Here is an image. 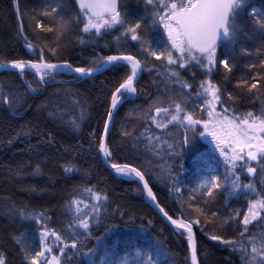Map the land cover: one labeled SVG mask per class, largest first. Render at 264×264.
Instances as JSON below:
<instances>
[{"label": "trees", "instance_id": "1", "mask_svg": "<svg viewBox=\"0 0 264 264\" xmlns=\"http://www.w3.org/2000/svg\"><path fill=\"white\" fill-rule=\"evenodd\" d=\"M18 1L19 9L24 7L29 12L34 29L37 27L36 20L41 17L40 9L46 12L57 7L56 0ZM247 3L248 7L240 17L241 31L234 44L218 47V62L211 76L220 89L221 99L237 115L249 111L259 113L264 108V29L255 23L256 19L260 21L264 16V0H247ZM250 8L255 9L254 15L248 14ZM120 11L122 14L126 11L128 23L135 24L142 4L128 0L126 5L121 4ZM20 23L26 37L30 36L31 30L26 21L17 15L13 1L0 0V62L32 58L25 48ZM40 26L44 30L48 27L45 24ZM117 29L101 36L75 34L70 44L61 47L53 45L55 54L46 50L44 54L49 61L66 60L73 66L85 68L93 67L92 62L102 57L120 53L147 61V68L151 69L149 73L153 76L147 75L148 70L144 71L136 84V97L122 103L116 112L115 125L107 141L112 150L111 162L130 163L144 171L159 204L173 218L182 214L186 220H199V224L192 225L199 264H243L241 252L212 241L210 237L217 235L223 239L246 241L248 236L264 232L263 226L252 223L248 226V233L240 236L243 231L241 213L257 199L256 194L247 189L232 194L226 180L228 167L218 156L208 154L206 144L190 142L182 155L171 160L168 154L163 157V150L160 157H155L145 148L141 137L145 129L153 136L161 137L163 134L152 126L149 119L155 113L152 106L158 93L164 92L168 99L169 94L173 98L172 87L179 90L182 107L192 112L194 118L206 119V112L195 99L199 82L207 78L206 74L196 67L192 71H180L181 78L192 85L191 89L182 91L157 74L165 71L157 68V62L165 64L163 57L157 60L145 56L138 41L123 36V28ZM137 33L145 42V47L152 45L153 34L143 23ZM80 40L85 43L81 44ZM223 57L228 59L231 71L219 64ZM128 74L127 67H111L79 82H75V77L63 76L62 82H47L42 92L38 93L28 88V83L35 88L31 81L34 74L0 72V94L9 101H0V255L6 264H30L32 257L42 250V225L55 230L65 242L71 243L63 231L72 215L68 205L73 199L82 201V204L93 203L88 193L83 191L88 188L94 193H106V206L100 222L92 223L87 235L79 234L83 230L78 231V248L67 249L62 264H99L97 256L105 254V248L108 249L106 259L110 264H127L129 260L138 264L143 253L137 255L133 246L143 250L154 247L156 242L165 245L174 257L171 264H191L186 239L176 236L173 228L149 205L141 185L114 175L96 150L112 94ZM253 83L257 84L255 89H251ZM229 95L231 99H228ZM73 99L78 100L79 105H74ZM184 99L188 100L187 105ZM81 109L83 119L79 118ZM58 111L63 114L59 118L56 115ZM73 118L79 124L75 131L68 123ZM180 131H183L182 127ZM49 137L51 143L46 142ZM137 137L141 139L138 141ZM201 153L204 155L197 159ZM171 161L174 162L167 165ZM69 166L73 171L65 172L64 168ZM162 167L166 172L159 176ZM208 173L219 177L222 182L220 188L211 190V195L209 189L199 185L204 183L202 178ZM253 179L244 173L240 182L255 183L258 192L260 186ZM182 194L188 197V207L197 211L196 216L192 215L194 218L187 217L182 208V198L179 197ZM18 210L25 212L23 218ZM28 213L33 216L43 213L44 218L31 219ZM90 249L97 252L91 253ZM126 252L128 256L123 255ZM40 264H44L41 258Z\"/></svg>", "mask_w": 264, "mask_h": 264}, {"label": "snow or ice", "instance_id": "2", "mask_svg": "<svg viewBox=\"0 0 264 264\" xmlns=\"http://www.w3.org/2000/svg\"><path fill=\"white\" fill-rule=\"evenodd\" d=\"M127 2L128 0H76L80 15L75 18V22L83 24L81 29L83 33L94 36L108 34L118 26L123 28L122 35L132 41H138L142 54L155 57L157 60H160L161 57L164 58L167 68L163 73L158 72L157 74L163 76L167 83L179 86L182 91L191 89L192 85L181 78L180 70L197 67L205 72L207 77H210L215 70L218 47L221 45L231 46L235 43L237 35L241 31L240 17L245 8L248 7L247 0H136L137 4H142V11L138 13V22L129 24L127 21L128 13L125 11L122 14L120 11L121 4L126 5ZM248 14L254 15L255 9L250 8ZM142 23L153 34V43L149 47L144 46L145 42L137 33ZM257 23L260 22L257 21ZM260 26L264 28V24ZM79 42L85 43L84 40ZM26 47L29 50L34 49L31 43H27ZM174 52L177 55L174 56ZM92 63L94 64L93 67H74L66 60L62 63H48L41 57L38 62L13 60L7 64H0V68L12 69L21 75L26 71L31 72L37 76L39 83H44L47 80H55L57 75L69 74L79 80L109 70L110 67H127L130 74L112 94L110 104L112 110H117L119 105L137 93L135 83L144 71H150L147 68V61L142 62L136 56L124 53L102 57ZM220 63L225 69L231 71L227 58L221 60ZM190 74L194 75V73ZM198 87L199 91L196 93L195 99L200 102L202 110L206 112V120L194 118L193 113L188 112L186 107H182L181 103L174 100L170 94L168 107H156V104L164 103L160 99L153 103L152 107H154L155 114L150 117V120L157 129L166 130L169 125L181 126L183 129L180 151L166 152L165 154L182 155L184 148L190 143L189 132L193 136L211 137L216 142L215 148L219 150L226 165L229 166L231 178L229 179L226 174V180L231 193H239L242 189L255 192L253 184H241L237 167L239 166L240 170L246 174L254 175L257 168L252 167L251 163L257 162L259 164L264 161V108H261L259 113L249 111L237 115L234 110H230L226 106L225 101L221 99L219 87L213 84L210 78L199 82ZM256 87V83L251 85V89ZM28 88L32 92L37 91V89L32 88L31 84H28ZM228 99H231L230 95ZM0 101L9 103L7 97L2 94H0ZM183 102L187 105L188 100L184 99ZM72 103L79 105V101L75 99L72 100ZM218 105L219 111H217ZM151 110L152 108L149 109V111ZM50 115L52 114L50 113ZM56 115L59 118L63 114L58 111ZM160 116L166 118L167 123L159 122L157 117ZM79 118L83 119V109L79 113ZM68 123L71 124L74 131L78 130L79 124L75 118ZM112 123L113 112L109 111L101 137L96 144V150L104 158L105 163L112 159V150L107 142L109 125ZM198 125H203L202 131H197ZM124 134L128 135V133ZM93 135L95 134L93 133ZM141 137L145 141V148L155 157H160L163 149L172 150L175 147L174 144L168 143L167 139L153 136L148 129H145ZM141 137H137V140L139 141ZM171 138L168 137V139ZM46 142L51 143V137ZM203 155L202 153L199 154L197 159ZM108 166L114 170L115 174L131 177L141 184L146 198L159 208V211L172 226L174 234L186 239L189 245L191 264H198L197 245L192 225L193 223L199 224V220L191 221L183 217L173 219L168 212L160 207L152 187L149 186V182L145 178L144 171H141L139 167H134L130 163H108ZM64 171L71 172L73 168L65 167ZM261 171L264 172V167L261 168ZM213 187L216 189L221 187L219 177L213 181ZM83 191L88 193L93 203L85 204L81 208L82 201L73 199L69 202L68 209L72 215L63 231L69 236L71 243L65 242L55 230L50 231L44 228L41 232L42 240L46 241L51 236L54 237L56 243L54 245L45 243L43 249L32 257L30 264H40V258H44V264H62V258L67 255L66 250L78 248V231L82 229L83 232L79 234L87 235L93 226L92 221L100 222L102 210L105 208V202L108 199L107 194L94 193L91 188ZM209 195H211V191ZM257 196V199L249 203L241 221L243 225L241 237L248 233V226L257 221L261 217V213L264 212V196H259L258 193ZM18 211L23 218L25 212L23 210ZM28 218L40 220L44 217L43 213L34 216L28 213ZM109 231L111 230L109 229ZM210 239L231 246L234 251L241 252L243 264H257L258 259L260 264H264V232L250 235L246 241L243 239L240 241L223 239L217 235H212ZM53 247L57 249L58 254H52ZM89 251L91 253L97 252L96 249ZM133 251L137 255L143 253L138 264H171V261L174 260L166 246L159 242H156L154 247L143 250L134 245ZM107 252L108 249L105 248V254L97 256L99 264H110L106 259ZM123 255L128 256V253ZM0 264H6L2 255H0ZM127 264H132V262L129 260Z\"/></svg>", "mask_w": 264, "mask_h": 264}, {"label": "rangeland", "instance_id": "3", "mask_svg": "<svg viewBox=\"0 0 264 264\" xmlns=\"http://www.w3.org/2000/svg\"><path fill=\"white\" fill-rule=\"evenodd\" d=\"M56 2H57V4H55V5L57 7H55V10L54 11L51 10V9H49V10H46V12H44V10L40 9V12L39 13H41L40 14L41 17L36 20L37 21L36 22L37 23V27L35 29H34L33 26H31L32 25V22H30V21H31L32 18L30 17V14H28L29 12L27 11L26 8L21 7V10H20L21 16L20 17H22V20L26 21V23L28 25L29 31L31 30L30 31L31 34H30V36H27V39L30 42H32L33 43L32 45L34 46V49L33 50H29L26 47L29 51L36 53V48L37 49L40 48L42 51L46 50L50 54H55V50L52 47L53 45H55L57 47H61L63 44H70L71 38L75 34V32H74V30L72 28L73 27V24H74L73 22H74V19H75V15L71 11V9L73 8L72 7V4H74V3L71 0H56ZM41 11H43L44 13L42 14ZM256 22H257V19L255 20V23ZM259 22H260L259 23V27L262 28L260 25L261 24H264V16H262V18L260 19ZM40 24H45L48 27H46V29L44 30L43 27L40 26ZM262 29H264V28H262ZM27 43H29V42H27L25 40V46H26ZM173 55L175 56V55H177V53L174 52ZM216 58H217V53H216ZM157 63H158L157 68H159V69L160 68L161 69H166V67H167L166 62H165V64L164 63H159V62H157ZM220 65L222 66V64H220ZM193 68H195V67H188L186 70L192 71ZM180 71H182V70H180ZM128 72H129V69H128ZM149 72L150 71L148 70L147 75L150 76V77L153 76V74L152 73H149ZM129 74H130V72H129ZM211 76H212V74H211ZM211 76L210 77H207V78H210L211 79ZM212 83L214 84L213 81H212ZM157 89H159V88H157ZM153 90H154V92L156 91V89H153ZM170 90L171 91H174L173 92V96H174L173 98L176 101H178V102L180 101V103H181V98L182 97L180 98L179 90L177 91V89H175L173 87L170 88ZM155 93H158V90ZM158 94H159V96H156L155 101L157 99H160V100H163L164 103L163 104H156L155 106L156 107H168L169 106V101H168L169 99L167 98L166 94L164 92H160ZM136 95H137V93H136ZM152 108L154 110V107H152ZM219 110H220V107L218 105L217 106V111H219ZM154 112H155V110H154ZM206 119H202V120H206ZM157 120L159 122H162V123H167V119L164 118L163 116L157 117ZM114 122L112 123V126L115 125ZM150 123L152 124L153 127L156 128L155 124L153 122H151V120H150ZM131 125L132 124H130L129 127H131ZM129 127H128V129H129ZM180 128H181V126L169 125V127L166 130L165 129H158L160 131H163V134H161V139H167V142L168 143H172L175 146L174 149H172V150L163 149V151H165V153L166 152H176V151H180L181 146H182L181 145V142H182V139H183V131H180ZM202 130H203V125H198L197 126V131L199 132V131H202ZM188 134H190L189 135V141L190 142H197V143L206 144V148H207L208 154L213 153L215 156H218L222 160L223 163H225L224 158L219 153V150L215 148V143L216 142L214 140H212L211 137H200L199 135L193 136L191 132H189ZM168 137H172V138L171 139H168ZM209 141H211V142H209ZM192 144H196V143H192ZM184 149L186 150V148H184ZM185 150H183L182 153H184ZM161 154H162V152H161ZM166 155L167 154H163V157H165ZM169 157L171 158V160H174L176 158V155H170ZM173 162L174 161H171L167 165H170ZM257 165H260V166H257ZM251 166L257 168V172L254 175L246 174L245 172H243V171L240 170L239 166L237 167V173L239 174L240 178H241V175L244 174V173L247 176H249V178L251 180L254 177L253 181L255 180V182L258 183V185L260 186V190L258 192H256L257 191L256 184L255 183H252L253 186H254V188H255V192H253V193H255L256 194V197L258 198L257 193L258 194L261 193V196L264 195V172L261 171V168L264 167V161H262L259 164L257 162H252L251 163ZM227 167H228L227 175L229 177L231 175V173H230L229 166H227ZM171 169H172V165H171ZM160 171L161 172L159 173V176L163 175V173L166 172L164 170V167H162V169H160ZM256 175H259V176H256ZM216 178L217 177L215 175L208 173L207 175H205L204 178H202L203 179L202 181L204 183H200L199 185L205 187L206 189H209V191H211V190L213 191V190L216 189V188L213 187V181H215ZM219 183L222 185V182L221 181ZM141 188H142V186H141ZM178 191L181 192L179 187H178ZM179 197L182 198L180 201L182 203V208L184 209L187 217L194 218V217H192V215L193 216H196L197 215V211L194 210V209L191 210V208L188 207V197L186 195L184 196V194H182ZM84 205L85 204H82V205H80V207L83 208ZM247 207L241 213L243 216H244V214L247 211ZM242 215H241L240 218H243ZM180 217L185 218V216L182 215V214H180ZM202 218H204V216ZM94 222L95 221H92V223H94ZM253 223L255 225L260 224V226H263L264 227V212H262L261 213V217L258 218L257 221H254ZM44 228H47V227L43 226V230H44ZM47 229L50 230L49 228H47ZM80 230H82V229H80ZM40 240H41L42 249H43L45 243H47L49 245H54L56 243L54 237H51V236L46 241L45 240H42V238ZM196 242H197V240H196ZM52 254H58L57 253V249L55 247H53V253ZM197 257H198V254H197ZM41 260L44 261V258H41ZM257 264H260L259 259L257 260Z\"/></svg>", "mask_w": 264, "mask_h": 264}, {"label": "bare ground", "instance_id": "4", "mask_svg": "<svg viewBox=\"0 0 264 264\" xmlns=\"http://www.w3.org/2000/svg\"><path fill=\"white\" fill-rule=\"evenodd\" d=\"M13 1V3H14V5H15V9H16V12H17V15H19V12H20V9H19V1L18 0H12ZM74 4H72V7L74 8H72L71 9V11L73 12V14L75 15V18H77V17H79V15H80V13H79V9H78V6H77V3H76V0H71ZM74 24H73V30H74V32H75V34H79L80 36H87L88 34H85V33H83L82 31H81V29H82V27H83V24L82 23H80V24H77L76 22H75V19H74V22H73ZM20 27H21V31H22V36H23V38H24V40H26L27 42H29V43H31V44H33L32 42H30L28 39H27V37H26V35L24 34V30H23V25L20 23ZM119 27V26H118ZM117 27V28H118ZM113 29L111 32H113V31H115V30H118V29ZM74 34V35H75ZM25 44V43H24ZM25 48H26V46H25ZM27 49V48H26ZM27 51L29 52V55L32 57L30 60H33V61H36V62H38L40 59H41V57L42 58H44V60L45 61H47L48 63H62V62H64V61H49V60H47V57L45 56V54H44V51H42L40 48L39 49H37L36 48V53H34V52H31V51H29L28 49H27ZM113 55H118V54H113ZM218 56V55H217ZM226 57H223L221 60H223V59H225ZM221 60H220V62H221ZM217 62H218V59L216 58V66H217ZM219 62V64H221ZM8 62H0V64H7ZM216 66H215V68H216ZM74 67H76V66H74ZM5 71H13V72H16L17 74H20V73H18L17 71H15V70H5ZM202 73H204L205 74V72H203L202 70H200ZM0 72H2V71H0ZM104 72V71H103ZM26 73H30V74H32L33 75V73H31V72H28V71H26L25 73H23V74H26ZM102 73V72H101ZM213 73V72H212ZM22 74V75H23ZM100 74V73H99ZM21 75V74H20ZM142 75V74H141ZM58 76V77H57ZM56 77L58 78H56L55 80L57 81V82H62V80H61V78L63 77V76H67V77H70V78H72V77H75V76H73V75H69V74H63V75H57ZM141 77V76H140ZM89 78V77H88ZM85 79H87V78H81V79H79V80H76L75 82H79V81H82V80H85ZM140 79V78H139ZM32 83L34 84V87L37 89V92L38 93H41L42 92V90H43V88L45 87V85H46V83L47 82H51V81H53V80H47V81H45L44 83H39L38 82V78L36 77V75H35V77L33 78L32 77ZM139 81V80H138ZM29 84V83H28ZM136 95V94H135ZM134 95V96H135ZM136 97V96H135ZM135 97H130V98H135ZM128 100V99H127ZM126 100V101H127ZM120 107V105L118 106V108ZM118 110V109H117ZM117 110H116V112H117ZM116 112H115V114H114V119H115V115H116ZM114 119H113V122H114ZM110 134V133H109ZM108 137H109V135H108ZM107 141H108V139H107ZM99 155H100V153H99ZM100 159H101V161L103 162V159H102V157H101V155H100ZM109 162H111V160L109 161ZM104 163V162H103ZM112 163V162H111ZM105 164V163H104ZM106 166V165H105ZM257 166H260V165H257ZM107 167V166H106ZM108 168V167H107ZM109 169V168H108ZM110 170V169H109ZM111 171V170H110ZM114 175H117V174H115L114 173V171H111ZM117 176H119V177H121V178H124V179H127V180H130V181H136L135 179H133V178H129V177H125V176H120V175H117ZM145 178H146V176H145ZM137 182V181H136ZM137 183H139V182H137ZM140 184V183H139ZM141 185V184H140ZM149 186L151 187V185L149 184ZM146 197V196H145ZM170 226V225H169ZM171 227V226H170ZM172 228V227H171ZM42 262H44L43 260H41ZM198 262H199V260H198Z\"/></svg>", "mask_w": 264, "mask_h": 264}, {"label": "water", "instance_id": "5", "mask_svg": "<svg viewBox=\"0 0 264 264\" xmlns=\"http://www.w3.org/2000/svg\"><path fill=\"white\" fill-rule=\"evenodd\" d=\"M19 16V18H20V15H18ZM44 59V58H43ZM34 62H36V61H34ZM111 68V67H110ZM8 70H12V69H8ZM0 71H5L3 68H0ZM103 72V71H102ZM101 73V72H100ZM97 74H99V73H97ZM97 74H95V75H97ZM95 75H93V76H95ZM139 80V79H138ZM138 80H137V82H138ZM136 82V83H137ZM136 83H135V87H136ZM132 97H135V96H132ZM109 111H112L113 112V119H114V114H115V112H116V110H112L111 109V107H110V109H109ZM111 128H112V124H110L109 125V133H110V131H111ZM109 135V134H108ZM107 139H108V137H107ZM102 157V156H101ZM102 159H103V162L105 163V160H104V158L102 157ZM108 163H111V162H108ZM108 163H105V165L111 170V171H114V170H112L109 166H108ZM145 199L147 200V202L149 203V205L151 206V207H153L154 208V210L164 219V221L168 224V225H170L169 224V222L166 220V218L162 215V213L159 211V208H157L153 203H152V201L151 200H149V199H147L146 197H145ZM157 199V198H156ZM158 201V200H157ZM160 205V204H159ZM160 207H161V205H160ZM165 211V210H164ZM173 219H176V218H173ZM171 226V225H170ZM172 227V226H171ZM193 233H194V238H195V241H196V235H195V230H194V228H193ZM196 245H197V242H196ZM197 259H198V257H197ZM198 264H199V262H198Z\"/></svg>", "mask_w": 264, "mask_h": 264}]
</instances>
